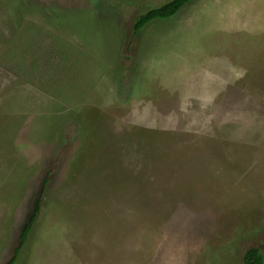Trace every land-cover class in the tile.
Returning <instances> with one entry per match:
<instances>
[{"label": "rangeland", "instance_id": "rangeland-1", "mask_svg": "<svg viewBox=\"0 0 264 264\" xmlns=\"http://www.w3.org/2000/svg\"><path fill=\"white\" fill-rule=\"evenodd\" d=\"M167 1L0 0V264L264 255V0Z\"/></svg>", "mask_w": 264, "mask_h": 264}, {"label": "trees", "instance_id": "trees-1", "mask_svg": "<svg viewBox=\"0 0 264 264\" xmlns=\"http://www.w3.org/2000/svg\"><path fill=\"white\" fill-rule=\"evenodd\" d=\"M191 0H169L166 3L162 4L161 6L152 8L145 12L144 14L138 16L134 22L133 25V34L136 35V33L144 27L147 23L150 21L156 19V18H167L174 14H176L182 7H184L187 3H189ZM48 177L44 179V186L48 183ZM42 192H44V188L42 189ZM41 206V196L37 198L33 213L29 217V220L24 225L21 235H20V245L16 248L15 255L12 257V259L8 262V264H13L16 259L18 252L22 245L24 244L27 237L31 234V231L33 229V226L36 222L37 216L40 211ZM244 263L245 264H264V255L261 251V248L258 246H252L249 247L244 252Z\"/></svg>", "mask_w": 264, "mask_h": 264}]
</instances>
